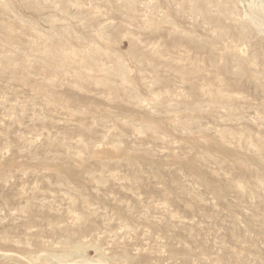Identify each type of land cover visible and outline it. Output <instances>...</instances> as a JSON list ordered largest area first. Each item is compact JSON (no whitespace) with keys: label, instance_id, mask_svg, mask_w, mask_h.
Returning a JSON list of instances; mask_svg holds the SVG:
<instances>
[{"label":"rangeland","instance_id":"rangeland-1","mask_svg":"<svg viewBox=\"0 0 264 264\" xmlns=\"http://www.w3.org/2000/svg\"><path fill=\"white\" fill-rule=\"evenodd\" d=\"M263 2L0 0V264H264Z\"/></svg>","mask_w":264,"mask_h":264},{"label":"bare ground","instance_id":"bare-ground-1","mask_svg":"<svg viewBox=\"0 0 264 264\" xmlns=\"http://www.w3.org/2000/svg\"><path fill=\"white\" fill-rule=\"evenodd\" d=\"M261 2H262V0H261ZM264 3V2H263ZM220 6V5H219ZM260 6V8L264 11V6L262 5V4H260L259 5ZM219 8V7H218ZM222 9V8H221ZM219 14H221V13H219ZM239 17V16H238ZM215 31V30H214ZM239 39V38H238ZM242 46V45H241ZM245 47V46H244ZM239 48H241V47H239ZM234 50H235V48H234ZM240 53V52H239ZM246 55V54H245ZM252 63V62H251ZM125 82V81H124ZM126 82H127V80H126ZM222 136V135H221ZM56 246H57V244H56ZM92 246V245H91ZM95 246V245H94ZM95 247H98V246H95ZM96 249V248H95ZM99 250V249H98ZM105 250V249H104ZM107 251V250H106ZM97 253V252H96ZM55 254H58V253H56L55 252ZM107 254V253H106ZM16 255H18V254H16ZM105 255V254H104ZM19 257H20V255H18ZM107 257H109V256H107ZM117 257V256H116ZM24 259V258H23ZM26 260V259H25ZM66 260V259H65ZM99 262V261H98ZM31 264V263H30ZM66 264V263H65ZM68 264H69V262H68ZM100 264H101V262H100ZM108 264V263H107Z\"/></svg>","mask_w":264,"mask_h":264}]
</instances>
